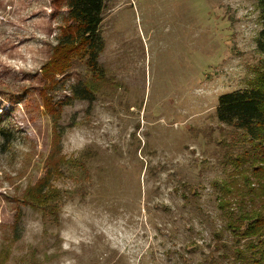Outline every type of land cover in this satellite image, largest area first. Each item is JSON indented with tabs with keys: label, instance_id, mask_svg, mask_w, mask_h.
I'll return each mask as SVG.
<instances>
[{
	"label": "rangeland",
	"instance_id": "rangeland-1",
	"mask_svg": "<svg viewBox=\"0 0 264 264\" xmlns=\"http://www.w3.org/2000/svg\"><path fill=\"white\" fill-rule=\"evenodd\" d=\"M261 10L259 0H107L99 62L116 91L75 102L61 122L63 152L86 153L90 180L78 183L66 165L55 182L60 226L46 229L23 207L15 239V199L44 177L51 149L41 68L61 18L53 0H0V125L12 133L10 143L0 137V253L9 250V264L202 263L222 225L214 184L229 181V159L248 148L216 107L256 76ZM86 75L76 59L55 102Z\"/></svg>",
	"mask_w": 264,
	"mask_h": 264
},
{
	"label": "trees",
	"instance_id": "trees-1",
	"mask_svg": "<svg viewBox=\"0 0 264 264\" xmlns=\"http://www.w3.org/2000/svg\"><path fill=\"white\" fill-rule=\"evenodd\" d=\"M106 1L53 0L61 18L60 34L50 59L41 68L48 85L40 92L44 113L52 124L51 149L44 163V177L15 199L16 214L9 227L15 239L23 221V207L39 214L46 229L60 226L63 195L55 182L65 177L66 165L78 183L90 180L86 153L70 160L64 154L66 129L61 122L65 108L75 102L92 104L97 94L116 91V84L107 78V70L99 62L105 52L101 25ZM259 8L262 30L257 52L262 59L256 76L250 87L221 95L215 112L218 122L229 127L248 148L229 159L234 170L229 181L214 184L222 225L215 231L214 248L201 264H264V0H259ZM76 59L84 62L86 78L70 86L69 94L64 90L67 94L55 102L51 92L59 86L66 88L63 79ZM11 135L9 128L0 125L4 142L10 143ZM9 262V250L0 253V264ZM183 264L190 263L184 259Z\"/></svg>",
	"mask_w": 264,
	"mask_h": 264
}]
</instances>
